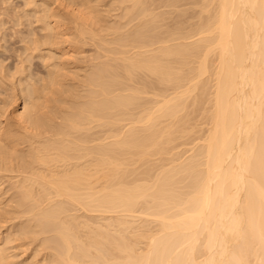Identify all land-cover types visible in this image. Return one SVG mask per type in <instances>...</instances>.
I'll return each mask as SVG.
<instances>
[{"label": "bare ground", "instance_id": "bare-ground-1", "mask_svg": "<svg viewBox=\"0 0 264 264\" xmlns=\"http://www.w3.org/2000/svg\"><path fill=\"white\" fill-rule=\"evenodd\" d=\"M0 264H264V0H0Z\"/></svg>", "mask_w": 264, "mask_h": 264}, {"label": "rangeland", "instance_id": "rangeland-1", "mask_svg": "<svg viewBox=\"0 0 264 264\" xmlns=\"http://www.w3.org/2000/svg\"><path fill=\"white\" fill-rule=\"evenodd\" d=\"M182 139V138H181ZM181 139H178L177 141H179V142H177V144H175L176 146H177V151H179V150H182V151H187L188 150V148L190 149L193 145V142L190 140L189 141V139H187V140H185V141H183V139H182V141H181ZM187 141H188V143H187ZM175 142V143H176ZM181 143V144H180ZM185 143V144H184ZM184 144V145H183ZM187 144V145H186ZM190 144V145H189ZM179 145V146H178ZM182 145V146H181ZM179 148V149H178ZM186 149V150H185ZM176 151V150H175ZM189 153L190 152H187L186 154L187 155H185V157L186 156H188L189 155Z\"/></svg>", "mask_w": 264, "mask_h": 264}]
</instances>
